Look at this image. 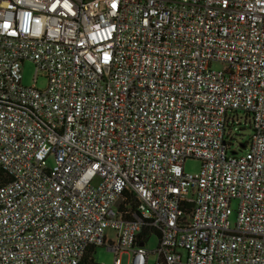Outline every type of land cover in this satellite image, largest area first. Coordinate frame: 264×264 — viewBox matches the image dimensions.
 <instances>
[{
	"label": "built area",
	"instance_id": "obj_1",
	"mask_svg": "<svg viewBox=\"0 0 264 264\" xmlns=\"http://www.w3.org/2000/svg\"><path fill=\"white\" fill-rule=\"evenodd\" d=\"M0 168V264H264V0H0Z\"/></svg>",
	"mask_w": 264,
	"mask_h": 264
},
{
	"label": "rangeland",
	"instance_id": "obj_2",
	"mask_svg": "<svg viewBox=\"0 0 264 264\" xmlns=\"http://www.w3.org/2000/svg\"><path fill=\"white\" fill-rule=\"evenodd\" d=\"M214 69H221V65H213ZM35 74L34 65L30 62H25L22 67V83L24 86H34L37 89H43L46 86V80L42 75H38L35 84L33 83V77ZM249 132H245V135H249ZM247 139L246 136H243L241 138V143H243ZM200 167V163L197 160H187L184 163V172L185 173H197ZM236 202L231 203L232 210H236ZM234 220V214H232L230 221ZM157 246V237L151 236L147 244L145 245V248L149 251H152ZM91 257L93 258L94 262L98 264H113V255L108 252L103 247L95 248L91 254ZM120 264H130V257L127 254H122L119 256ZM148 264H155V258L152 256L149 258Z\"/></svg>",
	"mask_w": 264,
	"mask_h": 264
},
{
	"label": "trees",
	"instance_id": "obj_3",
	"mask_svg": "<svg viewBox=\"0 0 264 264\" xmlns=\"http://www.w3.org/2000/svg\"><path fill=\"white\" fill-rule=\"evenodd\" d=\"M8 182V176L5 174V172L0 168V186L3 184H6ZM126 203L129 204L132 208L135 207V200L132 196H128L126 199ZM122 206H120V210H122ZM126 218H129L128 215H125ZM144 234H148V230L145 231ZM93 252V249H89L87 253L84 255L83 259L81 260L80 264H98L94 262L93 258L91 257V254Z\"/></svg>",
	"mask_w": 264,
	"mask_h": 264
}]
</instances>
